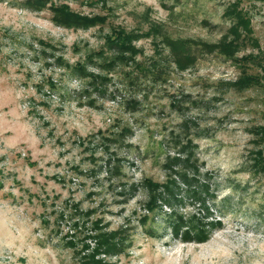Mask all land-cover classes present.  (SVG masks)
Returning <instances> with one entry per match:
<instances>
[{"label":"rangeland","instance_id":"1","mask_svg":"<svg viewBox=\"0 0 264 264\" xmlns=\"http://www.w3.org/2000/svg\"><path fill=\"white\" fill-rule=\"evenodd\" d=\"M234 1L0 0V264H264V0L237 40Z\"/></svg>","mask_w":264,"mask_h":264},{"label":"trees","instance_id":"2","mask_svg":"<svg viewBox=\"0 0 264 264\" xmlns=\"http://www.w3.org/2000/svg\"><path fill=\"white\" fill-rule=\"evenodd\" d=\"M241 1L242 0H235L233 3H231L227 8H226V11H225V16L228 17L232 22H233V25L231 27V35L233 37H235V39L237 40L238 38L241 37V34H242V30L243 31H250L249 29V26H250V21L247 20V16L246 14H242L244 13V10L243 8L240 7V4H241ZM242 29H241V28ZM229 36H225V39L223 40V42H219V44H216V45H208L207 47L210 48V49H213L214 47H218L220 51L222 52H229V47L227 44H225L224 42H226L225 40L228 38ZM244 37V36H243ZM129 41V38H126V42H125V45L127 46L126 47V51L128 52H132L133 51V47L130 46L131 44H128L127 42ZM184 41V40H183ZM182 40L180 42H172L170 44H172V50L174 51L176 46L178 49H185L184 51L186 52L188 50L187 46L182 44L183 42ZM245 41V38L243 39L242 42ZM232 42V40H231ZM228 44H229V41H228ZM207 45V44H206ZM218 45V46H217ZM174 55V54H173ZM207 224L209 225V228H214L215 226H217L219 224V222L217 220H211V221H208ZM177 229V227H179V224L175 226ZM177 235V231L175 232L174 236ZM209 237V234L208 232L206 231H200L199 234H196V236H191L190 234L187 235V232L184 233L183 235V239L182 240H188V239H193V240H205L206 238Z\"/></svg>","mask_w":264,"mask_h":264}]
</instances>
